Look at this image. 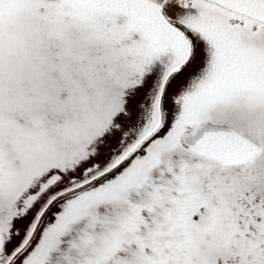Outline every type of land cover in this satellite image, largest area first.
Here are the masks:
<instances>
[{
    "label": "snow or ice",
    "instance_id": "obj_1",
    "mask_svg": "<svg viewBox=\"0 0 264 264\" xmlns=\"http://www.w3.org/2000/svg\"><path fill=\"white\" fill-rule=\"evenodd\" d=\"M0 264H264V0H0Z\"/></svg>",
    "mask_w": 264,
    "mask_h": 264
}]
</instances>
